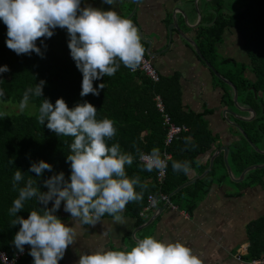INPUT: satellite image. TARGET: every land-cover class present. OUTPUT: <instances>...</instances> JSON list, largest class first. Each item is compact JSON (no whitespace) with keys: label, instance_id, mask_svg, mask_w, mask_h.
I'll return each mask as SVG.
<instances>
[{"label":"trees","instance_id":"16d2710c","mask_svg":"<svg viewBox=\"0 0 264 264\" xmlns=\"http://www.w3.org/2000/svg\"><path fill=\"white\" fill-rule=\"evenodd\" d=\"M131 11L132 8L129 7L128 15ZM200 11L203 15L200 14L195 45L203 64L212 66L216 63V45L221 42L226 30L235 31L242 40L249 65L248 72L253 81L242 78L243 68L237 75L228 71L221 77L236 89L237 98L243 96L241 101L254 113L252 119L241 122V127L236 126L237 130H240L241 142L253 147L256 143L264 144V105L261 101L264 96V0H202ZM131 20L134 22V17ZM53 31L51 38H41L36 42L43 58L35 53L18 56L6 47L7 28L0 21V67L7 66L9 69L8 72L0 74V89L4 90L0 103L20 106L26 90L41 80L45 81L40 98L32 95L28 97L27 103L35 108L34 114L20 112L9 115L0 112V253L7 259H13L14 255L18 254L12 240L20 226H12L11 222L15 217L9 215L8 211L18 195L12 188L15 171L19 169L23 175L18 187H23L27 180L33 179V186L36 184L41 192L47 191L43 187V181L54 173L63 172L66 180L70 176V163L66 162V156L70 154L69 145L72 138L56 136L36 119L41 100L45 98L53 105L58 98H62L70 109L77 103L87 101L97 109L98 120L109 118L114 121L117 133L107 142L108 146L119 143L121 151L131 153L134 162L125 168L128 177L139 175L141 182L148 185L143 199L130 202L122 213L125 219L134 221L135 229L148 223L149 219L145 218L144 210L149 196L158 197L159 193H163L170 197L171 203H183L187 207L186 211L190 213L198 202L208 195L214 176L224 168L221 160H216L213 169L206 176L196 179L174 195V190L190 179L183 173H174L171 161H190L191 167L196 170L198 156L211 149V144L215 141L202 114L196 115L181 109L176 75L171 78L159 76V81L153 83L139 69L133 71L121 65L115 75L105 76L93 82L94 87L100 83L104 84V89L98 96L89 94L81 97L79 93L82 74L70 56L67 31L60 28ZM143 47L144 58L149 59L146 46ZM212 69L216 70L214 66ZM157 99L161 101L164 113L169 116L173 125L186 129L168 147L164 145L166 130L162 126L163 115L158 111ZM224 99L233 104L227 93ZM137 148L145 154L150 153L153 148H159L161 153L171 155L162 184L157 182L155 170L141 171L142 163ZM230 158L237 174L246 167L257 165L259 159L264 163L263 154L252 150L247 154L239 145ZM41 160L52 165L53 171H45L37 178L36 174L28 169L31 162ZM203 170L205 169H200L195 175L201 174ZM263 179L264 168L248 171L238 183V187L254 183L262 185ZM136 191L139 192L140 189L137 187ZM160 206L163 205H158ZM42 207L32 199L27 201L16 215L27 219L30 211H39ZM48 207L51 208L49 205ZM101 219L112 217L106 214ZM150 226L141 232L151 234ZM126 238L130 246L135 244L130 236ZM246 238L248 248L243 260L250 262L264 258V215L247 227ZM15 264H32V257L26 253Z\"/></svg>","mask_w":264,"mask_h":264},{"label":"clouds","instance_id":"9594fccd","mask_svg":"<svg viewBox=\"0 0 264 264\" xmlns=\"http://www.w3.org/2000/svg\"><path fill=\"white\" fill-rule=\"evenodd\" d=\"M102 2L114 6L117 0ZM0 21L7 28L6 47L18 56L35 53L43 58L36 42L51 38L56 28L65 29L70 56L82 74L81 97L98 96L104 84L94 87V81L115 75L121 65L135 71L145 55L132 20L123 18L115 10L105 11L91 5L81 7V0H0ZM8 71L7 66L0 67V74ZM44 85L45 81L41 80L28 88L20 108L27 106L29 95L40 98ZM2 96L4 90L0 89ZM96 116L97 109L87 101L70 109L62 98L54 105L46 98L41 100L36 116L39 124L46 125L56 136L70 137L72 141L70 154L66 156V162L70 163L67 180L63 172L54 173L43 181L47 191L41 192L36 184L33 186V179L18 187L23 179L19 169L13 175L12 188L18 195L8 211L15 217L12 226L20 227L12 244L20 254L25 245L30 246L28 255L32 257V264H58L67 248L77 240V224L95 226L106 214L115 224L125 223L122 213L126 206L141 201L148 189L139 175L129 178L126 173V166L134 162L133 155L121 151L119 143L108 146L107 142L117 133L114 121L109 118L98 120ZM185 143L187 145V139ZM136 151L142 162L141 171L163 173L171 159L162 158L159 148H153L148 154L138 148ZM171 168L174 173L185 175L194 172L187 160H172ZM28 171L39 178L45 171L52 172L53 169L41 160L31 162ZM32 199L43 207L39 211H30L27 219L17 216ZM149 199L153 205L157 203L155 196ZM50 202L51 208L48 207ZM62 202L64 212L74 221L73 227L66 226L55 215ZM76 264H202V260L179 241L165 243L148 235L124 250L100 248L90 254L81 253Z\"/></svg>","mask_w":264,"mask_h":264},{"label":"crops","instance_id":"0c3cea01","mask_svg":"<svg viewBox=\"0 0 264 264\" xmlns=\"http://www.w3.org/2000/svg\"><path fill=\"white\" fill-rule=\"evenodd\" d=\"M181 1L188 2L187 6H182ZM198 1L117 0V3L111 6L102 0H81V7L91 5L105 11L115 10L123 18L127 17L130 20L134 17L133 24L140 28L141 43L146 46V52L149 47L147 55L158 76L171 78L176 75L181 109L196 115L202 114L215 141L211 144V149L198 156L197 169L188 175L189 179L195 181L203 173L208 174L218 159L224 165V175L219 176L220 181L211 184L208 195L200 200L190 213L186 211L187 207L183 203L176 205L172 203L175 209L167 208L162 213L160 212L164 205L144 212L145 218L151 222V226L149 225L152 228L151 234L139 231L135 234L134 240L137 241L149 234L165 243L179 241L191 248L202 260V264H248L243 260L248 248L246 229L264 215V179L262 185L254 183L238 187V183L248 171L239 181L236 180L238 174L230 158L237 146H242L239 138L241 135L236 126L241 127V122L252 118L250 112L244 111L249 108L243 101L235 108L224 99L227 93L230 100L234 101V95L231 84L221 76L232 71L236 65H240L244 70L242 74L244 79L252 82L253 77L248 72L249 65L245 53L244 56L242 54L244 52L242 40L233 30H226L221 42L216 45L217 59L212 66L216 69L213 71L218 74V78L196 57L195 50L189 43H193L196 48L200 14L203 15L200 11L201 3ZM129 7L132 8L130 15L127 12ZM136 7L137 12L132 15ZM173 22L180 37L176 31L168 33L167 28L172 26ZM261 101L264 105V99ZM262 145L264 147V144ZM220 148L227 150L226 163L232 179L236 182L230 179ZM202 168L205 170L195 175ZM49 206H52L51 202ZM56 216L66 226H74L70 214L63 210V202ZM75 230L78 234L77 240L67 248L58 264H76L81 253L90 254L100 248L106 250L130 248L126 237H131L135 225L134 221L128 218L123 224H115L112 219H102L95 226L77 224ZM103 232L107 235H102Z\"/></svg>","mask_w":264,"mask_h":264},{"label":"built area","instance_id":"2783aa9c","mask_svg":"<svg viewBox=\"0 0 264 264\" xmlns=\"http://www.w3.org/2000/svg\"><path fill=\"white\" fill-rule=\"evenodd\" d=\"M138 69L151 82L157 83L159 81L158 73L155 70V68L153 67L152 62H151L150 59L144 58L143 61H142V64L140 65V67ZM157 100H158L157 101L158 111L163 115L162 126L166 130V134H165V138H164V145L166 147H168L173 142V140L180 133L186 131V129L184 127H178V126L173 125V123L171 122L169 116L164 113V107H163L161 101L159 99H157ZM161 155H162V158H165V157H170L171 158V155L169 153H166V152L161 153ZM166 170L163 173L158 172V171L155 170V172H156V180H157V182L159 184L163 183V181L165 179V176H166ZM149 197L147 198V207L144 210L145 212L149 211L151 209L157 208V206L160 205V204L168 205L169 209H172V210L175 209L172 204H169V197L166 196V195H163V193H159V196L156 197L157 203L155 205L152 204V202L149 199ZM29 251H30V246L27 245L26 247H24V252L22 254L18 253L16 255H14L13 259H7V258L4 257L3 254L0 253V264H15L18 261V259L22 258ZM249 264H264V258H260L258 260H252Z\"/></svg>","mask_w":264,"mask_h":264},{"label":"water","instance_id":"95a60500","mask_svg":"<svg viewBox=\"0 0 264 264\" xmlns=\"http://www.w3.org/2000/svg\"><path fill=\"white\" fill-rule=\"evenodd\" d=\"M135 1H137V2H139V0H135ZM210 1V0H209ZM137 12V7L134 9V11H133V13H132V15H134L135 13ZM131 15V16H132ZM129 19V18H128ZM137 29H138V32H139V35H140V37H141V39H142V35H141V31H140V28L137 26ZM172 30L173 31H176L177 32V35L180 37L181 35H180V33H179V31H178V29L176 28V26H175V24H174V22L172 23V26L168 29V33L169 34H171L172 33ZM170 43V42H169ZM189 43V42H188ZM193 48H194V50H195V54H196V57L200 60V61H202V58L201 57H199V55H198V52H197V49L194 47V45H193V43H189ZM147 45L149 46V44L147 43ZM148 49H149V47H148ZM148 49H147V52H148ZM206 67L213 73V69L211 68V66L210 65H208V64H206ZM213 74H215L216 75V73L214 72ZM217 76V75H216ZM230 87L232 88V91H233V100H234V103L236 104V100H237V98H236V89L234 88V87H232L231 85H230ZM252 91V94H253V97L255 98V94H254V92H253V90H251ZM245 112H250L251 113V118H252V115L254 114L253 113V111L249 108V109H245L244 110ZM226 112H228V111H226ZM229 113V112H228ZM247 121H249V120H247ZM240 131V130H239ZM220 151H222L223 152V156H224V162H225V166H226V169H227V171H228V174H229V176L231 177V172H230V168H229V166L227 165V163H226V154H227V150H226V148H220ZM261 154H264V152H262ZM264 168V164L263 165H260V166H249V167H246L241 173H240V175H239V177H238V181L242 178V176L247 172V171H252V170H256V169H263ZM207 174V172H205V173H203L202 175H200L197 179H201L203 176H205ZM232 178V177H231ZM194 182V180H190V181H188V182H186V183H184V184H182V185H180L177 189H175L174 190V195H175V193L176 192H178L180 189H182L183 187H186V186H188V185H190L191 183H193ZM171 203V200H169V204ZM168 207V205H165L162 209H161V212L160 213H162L164 210H166V208ZM150 223L151 222H148V223H146L144 226H142V227H140L139 229H135L134 230V232H133V234L131 235V239L136 243V240H134V237H135V234L137 233V232H139V231H141V230H143L144 228H146L147 226H149L150 225Z\"/></svg>","mask_w":264,"mask_h":264},{"label":"rangeland","instance_id":"374dc122","mask_svg":"<svg viewBox=\"0 0 264 264\" xmlns=\"http://www.w3.org/2000/svg\"><path fill=\"white\" fill-rule=\"evenodd\" d=\"M182 2V6H187V3L188 2H185V1H181ZM202 2V0L199 2V3H201ZM196 5H198V3L196 2ZM171 27V26H170ZM170 27H168L167 28V30L170 28ZM244 52H242V54H243ZM243 56H244V54H243ZM219 68V67H218ZM227 68V67H226ZM241 68H243V67H241L240 65H236V67L234 68V69H232V71L237 75L238 73H239V71H240V69ZM218 70V69H217ZM213 73H214V71H213ZM216 73V72H215ZM216 78H218V74L216 73V75L215 74H213ZM242 78L244 79V77L242 76ZM254 98V97H253ZM243 99V96H238V98H237V100H236V104L234 103V101H233V105H234V107L235 108H238V104H241V100ZM264 99V96L262 97V100ZM0 112H3V113H6V114H15V113H20V112H25V113H28V114H34L35 113V108L31 105V104H29V103H27V106L25 107V108H23V109H21L20 108V106H16V105H10V104H1L0 103ZM6 106H8V107H6ZM240 138V137H239ZM240 140H241V138H240ZM242 143V142H241ZM256 146L255 147H253V146H251V145H249V144H243L242 143V148L244 149V152L245 151H247V152H250V150H252V151H256L257 153H259L260 155H262L261 153L262 152H264V147H263V145H262V142H260V143H256L255 144ZM262 149V150H259V149ZM262 163V159H259V163L256 165V166H260V165H263V164H261ZM220 175H224V172H223V170H219L217 173H216V176L217 177H215L214 178V181H213V183H218L219 182V176ZM239 175L240 174H238V177H239ZM238 177L236 178V180H238ZM230 179L232 180V181H234V182H236V180H233L231 177H230Z\"/></svg>","mask_w":264,"mask_h":264}]
</instances>
